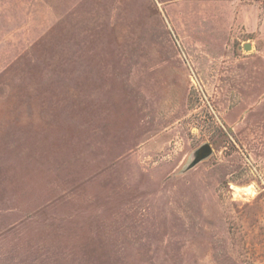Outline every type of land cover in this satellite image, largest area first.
Segmentation results:
<instances>
[{
    "label": "rangeland",
    "instance_id": "1",
    "mask_svg": "<svg viewBox=\"0 0 264 264\" xmlns=\"http://www.w3.org/2000/svg\"><path fill=\"white\" fill-rule=\"evenodd\" d=\"M0 264H264V0H0Z\"/></svg>",
    "mask_w": 264,
    "mask_h": 264
},
{
    "label": "water",
    "instance_id": "2",
    "mask_svg": "<svg viewBox=\"0 0 264 264\" xmlns=\"http://www.w3.org/2000/svg\"><path fill=\"white\" fill-rule=\"evenodd\" d=\"M246 49L249 48V46H245ZM211 153V147L208 144H205L201 146L197 152L196 161H200L205 156L209 155Z\"/></svg>",
    "mask_w": 264,
    "mask_h": 264
},
{
    "label": "built area",
    "instance_id": "3",
    "mask_svg": "<svg viewBox=\"0 0 264 264\" xmlns=\"http://www.w3.org/2000/svg\"><path fill=\"white\" fill-rule=\"evenodd\" d=\"M230 1L233 3H237V2H240L241 0H230Z\"/></svg>",
    "mask_w": 264,
    "mask_h": 264
},
{
    "label": "bare ground",
    "instance_id": "4",
    "mask_svg": "<svg viewBox=\"0 0 264 264\" xmlns=\"http://www.w3.org/2000/svg\"><path fill=\"white\" fill-rule=\"evenodd\" d=\"M236 191L238 192V190H236ZM236 191H235V192H236ZM243 191H244V190H243ZM237 192H236V193H237ZM244 192H245V191H244ZM242 193H243V192H242ZM240 194H241V192H240ZM241 195H242V194H241ZM245 196H246V195H245Z\"/></svg>",
    "mask_w": 264,
    "mask_h": 264
}]
</instances>
